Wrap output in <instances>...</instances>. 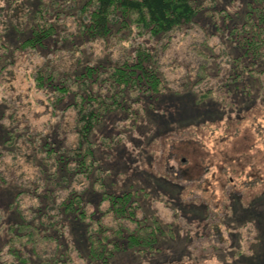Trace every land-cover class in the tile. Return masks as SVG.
I'll list each match as a JSON object with an SVG mask.
<instances>
[{
	"label": "trees",
	"instance_id": "trees-1",
	"mask_svg": "<svg viewBox=\"0 0 264 264\" xmlns=\"http://www.w3.org/2000/svg\"><path fill=\"white\" fill-rule=\"evenodd\" d=\"M29 1L0 0V59L7 63L0 67V86L5 89L3 82L8 80L3 75L11 74L20 58L40 59L27 72L28 90L43 98L52 115L70 112L77 143L65 149L53 138H35L17 127L14 106L8 115L0 104V163L7 156L17 158L18 143H23L41 156L39 161L50 177L49 182H29L30 190L14 191L16 201L9 208H17L22 219L8 224L4 249L10 260L0 264H71L69 245L58 241L69 227L62 221V210L80 225L78 237L86 248L78 255L84 264H111L124 251L153 257L160 251L159 236L172 234V228L167 224L166 231L161 221L140 215L136 191L105 190V176L89 141L91 133L112 111L153 107L164 93L174 90L161 57L177 35L194 40L188 49L198 63L189 66L176 92L192 91L198 104L217 100L233 107L225 97L233 91L248 94L250 78L258 80L259 91H264V0L236 4L232 12L217 0H34L30 5ZM60 4L76 14L78 28L76 34H69L70 41L58 37L66 28L63 17L59 23L54 21L62 14ZM13 34L18 38L9 46L5 39ZM132 36L149 37L155 46L145 40L125 45ZM80 39L109 44L114 40L124 50L110 64H82ZM211 41L216 44L210 46ZM67 57L72 62L65 65ZM70 174L81 188H70L57 200L51 187L59 193L60 184L66 185L67 191ZM88 181L97 186L94 199L83 195Z\"/></svg>",
	"mask_w": 264,
	"mask_h": 264
},
{
	"label": "rangeland",
	"instance_id": "rangeland-1",
	"mask_svg": "<svg viewBox=\"0 0 264 264\" xmlns=\"http://www.w3.org/2000/svg\"><path fill=\"white\" fill-rule=\"evenodd\" d=\"M33 2L30 0L29 5ZM217 2L232 12L234 5L246 4L247 0ZM60 9L62 14L54 21L59 23L63 17L66 28L58 32V37L70 41L69 34H76L78 28L76 14L67 4H60ZM17 38L13 34L5 40L11 46ZM140 40L155 46L149 37L132 36L124 43L131 46ZM78 41L82 64H110L124 50L114 40L111 44L101 39ZM192 42L177 35L161 57L172 92L164 93L153 107L112 111L89 138L105 176V190L136 191L140 215L161 221L166 231L167 224L172 228V234L159 236L157 255L143 257L124 251L116 254L111 264H264V91H259L258 80L250 78L252 90L248 94L233 91L225 97L226 103L233 101V107L217 100L198 104L192 91L176 92L189 66L198 63L188 49ZM214 44L216 41L210 42V46ZM40 62L32 56L20 58L12 73L3 75L8 82H3L4 90L0 86V104L5 105L8 115L14 106L20 130L42 140L53 138L59 147L68 149L77 143L70 112L52 115L43 98L28 90L27 72ZM64 62L66 65L72 60L67 57ZM5 64L1 58L0 67ZM228 121L235 124L229 125ZM18 144L21 152L17 158L7 156L0 163L1 262L10 260L4 249L8 224L22 219L17 208H9V203L16 201L14 191L30 190L29 182L36 185L37 181L50 180L48 168L39 161L41 156L29 151L25 144ZM59 176L61 179L62 174ZM73 179L70 174L67 191L66 185L60 184L59 193L51 187L57 200L65 197L70 188H81ZM83 186V195L94 199L97 186L92 181ZM61 215L69 227L59 234L58 241L61 246L69 245L71 264H84L78 255L86 248L78 237L80 225L73 215L68 218L63 210ZM73 246L78 249L73 250Z\"/></svg>",
	"mask_w": 264,
	"mask_h": 264
}]
</instances>
